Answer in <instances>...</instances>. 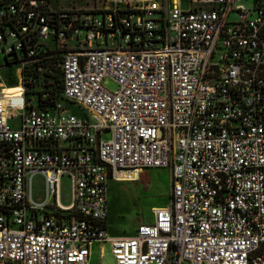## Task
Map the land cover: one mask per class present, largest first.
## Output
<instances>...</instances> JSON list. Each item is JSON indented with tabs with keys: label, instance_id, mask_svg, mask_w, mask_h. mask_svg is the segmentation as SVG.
Here are the masks:
<instances>
[{
	"label": "built area",
	"instance_id": "obj_1",
	"mask_svg": "<svg viewBox=\"0 0 264 264\" xmlns=\"http://www.w3.org/2000/svg\"><path fill=\"white\" fill-rule=\"evenodd\" d=\"M53 1L0 0V71H18L0 83V264H87L93 243L114 264H264V0ZM140 169L169 170V202L110 237L107 182Z\"/></svg>",
	"mask_w": 264,
	"mask_h": 264
},
{
	"label": "rangeland",
	"instance_id": "obj_2",
	"mask_svg": "<svg viewBox=\"0 0 264 264\" xmlns=\"http://www.w3.org/2000/svg\"><path fill=\"white\" fill-rule=\"evenodd\" d=\"M133 5L134 0H129ZM162 2L163 0H158ZM173 1V0H171ZM185 5L187 0H180ZM242 3L249 4V0H242ZM75 7L81 9H104L110 6L101 3L99 0H55L51 7ZM235 16H229V21ZM18 71H0V83L8 89L16 86ZM103 87L108 91H113L115 85L110 80L103 81ZM17 90H8L12 94ZM66 112L80 116V111L75 105H67L63 101L59 102ZM83 113V112H81ZM13 126V124L11 123ZM129 177V176H128ZM31 190L34 199L41 198L43 186L41 178L34 176L31 180ZM59 203L65 206L70 201V183L66 176H63L58 184ZM169 170L168 169H140L137 177L129 182H114L109 180L106 186L107 204V228L110 237L128 236L139 223H150L152 215L150 210L161 207L169 202ZM87 264H114L110 254L108 244H89V260Z\"/></svg>",
	"mask_w": 264,
	"mask_h": 264
},
{
	"label": "trees",
	"instance_id": "obj_3",
	"mask_svg": "<svg viewBox=\"0 0 264 264\" xmlns=\"http://www.w3.org/2000/svg\"><path fill=\"white\" fill-rule=\"evenodd\" d=\"M44 89H43V92H46V93H48V95H50V96H52V95H54V93H55V89L56 88H54V86H52L51 85V83H48L46 86H44L43 87ZM64 102L65 104H67V105H73L71 102H67V101H64V100H62L61 98H59V97H56V102ZM46 107V108H51L52 106H53V103L52 102H48V103H43V104H40V103H38L37 104V107ZM80 114L81 115H83V113H81L80 112Z\"/></svg>",
	"mask_w": 264,
	"mask_h": 264
},
{
	"label": "crops",
	"instance_id": "obj_4",
	"mask_svg": "<svg viewBox=\"0 0 264 264\" xmlns=\"http://www.w3.org/2000/svg\"><path fill=\"white\" fill-rule=\"evenodd\" d=\"M180 1V0H179ZM189 0H187V4L185 5V7L183 6V4L180 2V5H181V7L183 8V9H187V8H189L190 7V5H189V2H188ZM242 3V2H241ZM242 4H246V3H242ZM106 221H107V217H106ZM105 229H106V233L108 234V228H107V222H105ZM134 230H135V228H134ZM133 233H134V231L130 234V235H128V236H131V235H133ZM109 235V234H108ZM128 236H120V237H128ZM93 244H97V243H93ZM89 260V259H88Z\"/></svg>",
	"mask_w": 264,
	"mask_h": 264
},
{
	"label": "bare ground",
	"instance_id": "obj_5",
	"mask_svg": "<svg viewBox=\"0 0 264 264\" xmlns=\"http://www.w3.org/2000/svg\"><path fill=\"white\" fill-rule=\"evenodd\" d=\"M7 93H8V91H7Z\"/></svg>",
	"mask_w": 264,
	"mask_h": 264
}]
</instances>
